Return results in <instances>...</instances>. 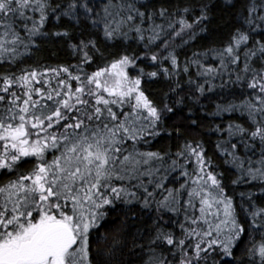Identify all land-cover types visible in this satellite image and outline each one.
I'll return each instance as SVG.
<instances>
[{"label":"snow or ice","instance_id":"obj_1","mask_svg":"<svg viewBox=\"0 0 264 264\" xmlns=\"http://www.w3.org/2000/svg\"><path fill=\"white\" fill-rule=\"evenodd\" d=\"M212 6V0L175 8L157 7L152 0H0V62L16 65L49 36L67 40L79 58L76 74L60 65L0 74V175L8 177L0 183V264H134L137 250L150 253L145 264H244L234 249L246 233L248 264H264V206L251 192H241V208L247 203L244 211L251 217L249 232L225 194L223 173L214 171L201 142L186 140L170 164L168 153L140 147L160 134L166 113L216 93L220 99L208 115L245 117L243 123L230 120L213 129L226 134L216 149L235 169L232 184L259 181L264 195V0H246L223 47L186 58L182 73L188 75L189 92L181 95L180 63L170 49L176 38L188 44L208 32ZM224 6L236 8V0H224ZM53 17L71 21L80 32L78 41L67 29L46 31ZM95 32L105 43L135 39L143 51H125L89 73L86 67L97 54L104 57ZM209 56L218 66L202 63ZM192 65L203 82L192 78ZM161 77L168 83L164 96L176 97L163 107L142 87L145 78ZM236 88L243 99L236 97ZM175 132L180 135V125ZM192 158L195 166L189 171ZM23 163L32 164L30 170L20 171ZM178 169L185 179L169 187L166 181ZM117 202L139 204L137 218L144 215L151 224L137 230L127 260L117 257L116 241L107 259H94L92 230L101 227Z\"/></svg>","mask_w":264,"mask_h":264},{"label":"trees","instance_id":"obj_2","mask_svg":"<svg viewBox=\"0 0 264 264\" xmlns=\"http://www.w3.org/2000/svg\"><path fill=\"white\" fill-rule=\"evenodd\" d=\"M61 2V0H53V3ZM66 4L67 0H63ZM97 3H100V0H96ZM142 3H148L149 0H140ZM189 2H207V0H152L157 7L161 4L171 8L177 6L183 7ZM246 0H236V8H229L224 6V0H212V21L209 25V30L206 33H201L196 40L189 41L188 44H183L180 38H176L173 43V49L179 59L181 76V84L183 85V92H189V86L186 83L188 80V75L182 73V68L186 62V58H191L194 52H204L208 48H221L224 45V42L227 40L229 33L234 31L235 27L238 26L236 19V13L245 5ZM31 14V13H29ZM158 23L161 21H157ZM147 26V25H145ZM69 30L73 33V42H77L80 32L73 25L71 21L67 18H62L60 21H57L54 17L50 19L46 26L45 30L50 33L56 31ZM99 39V45L101 50L104 53V57L101 58L97 54L95 63L86 67L87 72H92L96 70L97 66H103L105 63L110 62L112 59L116 58L118 55L123 54L127 51L128 54H132L133 51L137 55L141 54L143 51L142 44H138L135 39H130L128 41L117 40L115 42L105 43L102 39L101 32L94 33ZM132 34H130L131 36ZM184 39H187L185 36ZM39 47L33 50V54L29 57H25L22 61L18 62L16 65H10L7 62H0V74L8 73L11 71L19 74V70L22 68H38L41 71L45 67H56L60 66H71L70 70L73 74H76L75 65L79 63V58L73 54L72 50L68 47V41L64 38H58L55 36H49L38 41ZM178 45V47H177ZM153 51H160L159 48H153ZM165 55L167 53H164ZM202 63L212 66H218V61L213 60L211 56L207 59L203 57ZM141 66H144L146 62H139ZM167 63V62H166ZM242 67V65H241ZM151 71V68L147 69ZM193 79H200V82H203V78H198L197 68L195 65L190 66L189 69ZM131 75L135 76L136 72L130 70ZM66 75V74H65ZM227 79V76H225ZM75 85V81H72ZM215 83L219 84L220 79L217 78ZM55 84V81H53ZM142 87L145 90L146 94L150 98L154 99L160 107H163L164 103H171L176 99L174 94H170L171 100L167 99L164 96V93L168 92V83L164 81L161 77L155 81H149L147 78L142 82ZM207 87V86H206ZM236 97L243 99L241 96V89H234ZM245 94L247 91L244 90ZM217 92L219 90L217 89ZM198 95V93L196 94ZM226 95L228 100H232L233 96ZM211 97V100L208 97ZM220 97L216 93L206 94L205 97L200 98V103H196L194 100H186V106H180L174 110V113H166L163 117V122L160 126V134L155 138H150L149 144L140 145L142 150L145 151H158L162 154L168 153L169 158L167 162L170 164L172 159H177L175 153L182 147L184 142L187 140L189 142L199 141L202 143L205 153L208 157H211L216 167L214 171L218 173H223V184L225 187V194L231 196L233 199L234 207L237 211V219L241 225L248 229L251 232V217L247 216L244 209L248 207L247 203H244L243 209L241 208V192L248 193L251 192L254 197H256V203L259 206H264V195L261 194V183L259 181H254L251 183L235 185L232 184V180L235 179L236 172L235 169L231 168L229 165L223 163V157L220 155L219 151L216 149V143L226 136V134H220L215 132L213 129L217 124H223L224 126L232 120L236 122L243 123L245 117H241L239 113H224L220 116L208 115V113L214 112V103L213 101H219ZM239 99L237 102H239ZM203 105V108L201 107ZM189 108L192 109L189 112ZM197 120V125H192L191 120ZM180 125V135H177L175 132V126ZM172 135H169V133ZM235 142V141H234ZM240 154L243 155V149L240 148ZM259 153L254 159H257ZM51 159V156H49ZM180 163H184L181 159ZM195 166V159L192 158L186 165L189 171ZM32 167L30 163H23L20 166V171H28ZM179 177L177 180L176 178ZM8 179L7 176L0 175V183ZM184 177H180L179 169L172 173L169 176V180L166 181V184L169 187H179V184L184 181ZM247 198L245 197V200ZM131 208V211L128 209ZM127 212V218L125 213ZM141 213L139 204L136 205H124L117 202L114 209L109 211V215L104 221H101V227L96 230H92V235L90 237L92 244V257L94 259H99L103 261L107 259L105 253L110 247H112L113 242H118L116 244V255L118 258L127 260L129 258L128 252L132 248L133 236L137 233V230L141 232L146 230V226L151 224V221L147 219L146 216L140 215L137 218L136 214ZM183 217L181 216V219ZM171 227V226H170ZM177 235H179V229H176ZM256 239L259 240L260 237L256 234ZM249 236L246 233L242 240L239 242V246L234 249L235 256L237 258H243L244 264H248V257L245 255V247L248 244ZM147 243V241H143ZM164 254L171 259V255L168 253L167 248L164 247ZM99 251V256L97 253ZM138 255L133 257L134 264H145V261L148 260L150 253L147 251L139 252ZM178 259V257H177ZM232 257H225L224 260H232ZM234 264V262H233Z\"/></svg>","mask_w":264,"mask_h":264}]
</instances>
